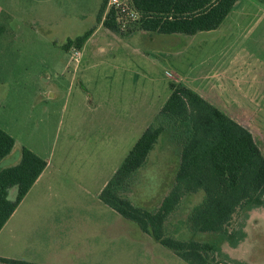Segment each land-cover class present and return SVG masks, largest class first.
Instances as JSON below:
<instances>
[{
  "label": "rangeland",
  "instance_id": "374dc122",
  "mask_svg": "<svg viewBox=\"0 0 264 264\" xmlns=\"http://www.w3.org/2000/svg\"><path fill=\"white\" fill-rule=\"evenodd\" d=\"M103 2L0 0V127L16 140L0 169L16 164L27 147L48 165L23 209L84 210L92 212V227H137L99 194L168 100L170 82L189 87L248 127L264 151V0H238L218 29L194 36L111 32L98 22ZM93 27L80 55L64 50L69 37ZM179 159L180 146L163 133L137 172L133 203L156 208L174 183ZM17 191L10 188L9 198ZM203 199L202 191L186 198L174 218L176 237L189 235L186 216ZM228 229L244 234L235 247L225 242L227 258L264 264L254 239L264 232V206L238 209ZM43 231L30 235L43 238L42 254L53 253ZM157 245L158 261L137 257L142 243L117 242L111 264H187ZM62 248L56 263L88 264L85 257L106 252L83 243Z\"/></svg>",
  "mask_w": 264,
  "mask_h": 264
},
{
  "label": "trees",
  "instance_id": "16d2710c",
  "mask_svg": "<svg viewBox=\"0 0 264 264\" xmlns=\"http://www.w3.org/2000/svg\"><path fill=\"white\" fill-rule=\"evenodd\" d=\"M108 1L104 0L100 8L98 22L111 32L142 31L188 36L218 29L238 2L122 0V6L107 10ZM94 32L93 27L81 35L69 37L63 44L64 50H83ZM169 86L168 100L99 197L122 218L135 222L187 264H246L227 258L224 248L226 241L235 247L243 237L244 233L240 237L228 229L238 209L264 206L263 146L261 148L248 127L189 87L175 82H170ZM166 132L180 146L174 183L156 208L136 205L131 197L137 172L146 165L150 152ZM15 146V138L0 127V161L11 154ZM47 165L46 159L22 147L18 162L0 169V231ZM15 186L18 191L12 200L9 189ZM201 191L204 192L203 201L186 216L189 235L176 237L174 218L186 198ZM200 235L220 237L221 241L203 240ZM259 250L264 253V246ZM0 261L31 264L2 257Z\"/></svg>",
  "mask_w": 264,
  "mask_h": 264
},
{
  "label": "crops",
  "instance_id": "0c3cea01",
  "mask_svg": "<svg viewBox=\"0 0 264 264\" xmlns=\"http://www.w3.org/2000/svg\"><path fill=\"white\" fill-rule=\"evenodd\" d=\"M45 171L46 168L1 229L0 257L26 261L31 264H61V261L60 263H56V261L62 255L60 253L63 250L62 245L65 243H83L94 250H106L100 258L96 254L85 257L86 263L111 264L115 258L114 253H112L115 244L125 241L127 244H130V242L142 243L144 250L137 255L138 258L146 259L147 257L158 261L161 255L157 254L159 252L157 244L160 243L155 241L153 237H149L150 234L143 231L139 226L92 227L90 225V220L93 217L92 212L84 210L56 212L42 209H23L22 206L26 198L37 186ZM35 200L40 203L42 198L36 196ZM36 206L39 208L38 205ZM27 207L29 206L27 205ZM38 228L44 230L43 232H47L46 242L49 247L53 248V253L42 254L44 247L40 243L43 238L30 235L34 229ZM134 234L139 236H131ZM108 249H111V251L108 252ZM54 250H57V252H54Z\"/></svg>",
  "mask_w": 264,
  "mask_h": 264
},
{
  "label": "built area",
  "instance_id": "2783aa9c",
  "mask_svg": "<svg viewBox=\"0 0 264 264\" xmlns=\"http://www.w3.org/2000/svg\"><path fill=\"white\" fill-rule=\"evenodd\" d=\"M123 5V1L122 0H109L108 1V6H107V10L112 7V6H116V7H120ZM125 10V9H124ZM74 50H72V53L76 54L77 56L80 55V50L73 48ZM78 60V59H77Z\"/></svg>",
  "mask_w": 264,
  "mask_h": 264
},
{
  "label": "flooded vegetation",
  "instance_id": "af4514ba",
  "mask_svg": "<svg viewBox=\"0 0 264 264\" xmlns=\"http://www.w3.org/2000/svg\"><path fill=\"white\" fill-rule=\"evenodd\" d=\"M255 223H257V221H255ZM255 239L259 241V244H260V248L264 246V242L263 241V238H264V232H257L255 233L254 235ZM262 242V243H261ZM262 255L264 256V253H262Z\"/></svg>",
  "mask_w": 264,
  "mask_h": 264
}]
</instances>
